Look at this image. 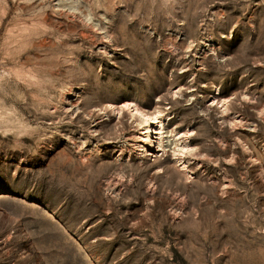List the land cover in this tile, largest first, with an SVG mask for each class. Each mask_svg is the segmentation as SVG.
Instances as JSON below:
<instances>
[{
  "label": "rangeland",
  "instance_id": "obj_1",
  "mask_svg": "<svg viewBox=\"0 0 264 264\" xmlns=\"http://www.w3.org/2000/svg\"><path fill=\"white\" fill-rule=\"evenodd\" d=\"M0 264H264V0H0Z\"/></svg>",
  "mask_w": 264,
  "mask_h": 264
},
{
  "label": "bare ground",
  "instance_id": "obj_2",
  "mask_svg": "<svg viewBox=\"0 0 264 264\" xmlns=\"http://www.w3.org/2000/svg\"><path fill=\"white\" fill-rule=\"evenodd\" d=\"M123 106L133 107L131 111L134 113V115L137 116V118L139 119L140 123H142V125H143V132H142V138L143 139L142 140H144L145 144H149L150 145L151 148H149V154L150 155H155L157 152H159L162 149V145H163L162 143H163V140H164V136L162 135L163 134V131H162L163 126H162V124L160 126L159 122H161V121L157 120L158 116L155 117L156 116L155 114H153L154 115L153 116L152 114H150L147 111L143 110V108L141 109L140 107H138L136 104L125 103V104H123ZM113 108H115V107H113ZM159 129H160L161 135H159V132H158ZM167 141H168V139H167ZM181 147H183L185 149L186 147H189V146L187 144H184ZM174 150H176V149H174Z\"/></svg>",
  "mask_w": 264,
  "mask_h": 264
}]
</instances>
